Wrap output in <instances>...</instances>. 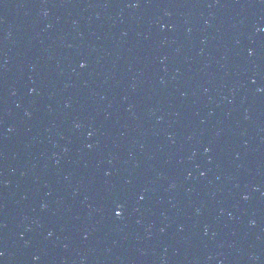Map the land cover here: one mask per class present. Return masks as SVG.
<instances>
[{"label":"water","instance_id":"1","mask_svg":"<svg viewBox=\"0 0 264 264\" xmlns=\"http://www.w3.org/2000/svg\"><path fill=\"white\" fill-rule=\"evenodd\" d=\"M0 264H264V0H0Z\"/></svg>","mask_w":264,"mask_h":264},{"label":"snow or ice","instance_id":"2","mask_svg":"<svg viewBox=\"0 0 264 264\" xmlns=\"http://www.w3.org/2000/svg\"><path fill=\"white\" fill-rule=\"evenodd\" d=\"M117 216L121 215V213H116Z\"/></svg>","mask_w":264,"mask_h":264}]
</instances>
